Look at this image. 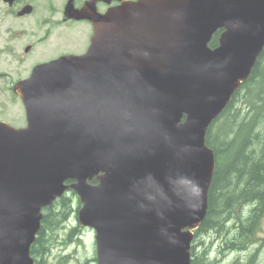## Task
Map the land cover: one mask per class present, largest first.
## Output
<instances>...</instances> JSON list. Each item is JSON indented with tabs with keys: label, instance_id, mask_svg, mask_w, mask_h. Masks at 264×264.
<instances>
[{
	"label": "water",
	"instance_id": "obj_1",
	"mask_svg": "<svg viewBox=\"0 0 264 264\" xmlns=\"http://www.w3.org/2000/svg\"><path fill=\"white\" fill-rule=\"evenodd\" d=\"M66 13L94 22L88 51L35 66L13 87L27 125L0 121V264H35L43 209L69 188L97 264H190L216 167L206 133L264 49V0Z\"/></svg>",
	"mask_w": 264,
	"mask_h": 264
},
{
	"label": "trees",
	"instance_id": "obj_2",
	"mask_svg": "<svg viewBox=\"0 0 264 264\" xmlns=\"http://www.w3.org/2000/svg\"><path fill=\"white\" fill-rule=\"evenodd\" d=\"M219 32L210 42L212 47L218 43ZM238 104L247 108L232 112ZM220 120L223 121L219 131H215L214 124ZM206 143L214 150L216 168L200 230L217 224L218 220L225 224L231 215L242 222V233L246 231L245 222L252 221L251 225L256 227L264 215V49L248 79L209 127ZM74 203L66 192L43 210L41 227L31 247L35 264H41V259L48 254L50 232L53 234L69 217ZM78 231V226L72 227L69 239Z\"/></svg>",
	"mask_w": 264,
	"mask_h": 264
},
{
	"label": "rangeland",
	"instance_id": "obj_3",
	"mask_svg": "<svg viewBox=\"0 0 264 264\" xmlns=\"http://www.w3.org/2000/svg\"><path fill=\"white\" fill-rule=\"evenodd\" d=\"M30 2L34 5V11L30 15L18 17L15 12L18 5L9 8L0 0V118L17 127L26 125L25 110L20 99L18 105L14 104L17 100H12V85L17 80L26 78L32 66L55 54L56 50L52 44H56L61 49L62 41L65 44L70 43L68 40L61 41L60 34L64 27L57 25V21L62 17L61 11L57 10L60 0H30ZM49 28L50 35L45 39ZM84 29L85 27H82V30ZM76 42L77 46L83 44L79 39H76ZM29 44L32 48L29 52H25L24 49ZM238 108L245 111L247 106L238 104L232 112ZM222 121L214 124L215 131H219L218 127ZM68 192L75 202L72 205L73 211L53 234L50 232L52 237L49 240L50 250L41 259V264H97L95 231L91 227L80 225L77 216L80 206L79 197L72 190ZM74 226H78L79 231L70 240L68 233ZM254 238L256 242L245 252L219 256L218 259L222 260L219 262L216 259L215 249L211 251L210 245L204 253L203 260L208 259L209 254L210 260L214 262L208 264H264V216L252 236V239ZM246 243L243 240L241 245H247ZM203 249L200 247L198 254H201Z\"/></svg>",
	"mask_w": 264,
	"mask_h": 264
},
{
	"label": "flooded vegetation",
	"instance_id": "obj_4",
	"mask_svg": "<svg viewBox=\"0 0 264 264\" xmlns=\"http://www.w3.org/2000/svg\"><path fill=\"white\" fill-rule=\"evenodd\" d=\"M20 1V0H17ZM68 0H63L62 3V9L65 8V5ZM87 0H75L76 6H82ZM22 3H26L27 0H21ZM118 1L112 0L111 2L105 1V0H97L96 6L99 11L105 12L110 7L118 4ZM64 21L68 23L70 26L71 24L76 23L77 20L75 19H67L64 18ZM87 23L88 27H90V34L88 36V45L90 43L91 34H93V26L91 22L88 20H83ZM71 34V41L70 43L63 46L62 50L66 53H77L80 51V46H77L76 38L73 32ZM88 47V46H87ZM20 97L12 92V100H19ZM21 100V99H20ZM17 104V101L14 103ZM1 119V118H0ZM252 222V221H251ZM251 222H245V230L242 233V222L239 220L237 216H229V221L225 224L221 222V220H218V223L213 226H208L205 230L199 229L195 232V236L192 241L191 245V264H208L213 263L214 261H211V257L208 254V259L205 261L203 260L204 253L207 251L208 247L211 245V251L215 249V252L217 253L216 259L219 262L221 259H218L219 256L224 257L225 254L234 252H241L243 250H240V247L242 246V241H246L247 246L244 250L249 249L250 245H253L256 242V239H252V236L256 233V227L252 226ZM218 227V228H216ZM221 227V228H220ZM249 227V228H247ZM254 229V230H253ZM223 231V233H222ZM201 238V239H200ZM252 239V240H251ZM200 247H203V252L201 254H198V249ZM222 254V255H221ZM200 260H203V262L199 263Z\"/></svg>",
	"mask_w": 264,
	"mask_h": 264
},
{
	"label": "bare ground",
	"instance_id": "obj_5",
	"mask_svg": "<svg viewBox=\"0 0 264 264\" xmlns=\"http://www.w3.org/2000/svg\"><path fill=\"white\" fill-rule=\"evenodd\" d=\"M228 221H229V217L225 220V223L228 222ZM222 233H223V231H222Z\"/></svg>",
	"mask_w": 264,
	"mask_h": 264
}]
</instances>
